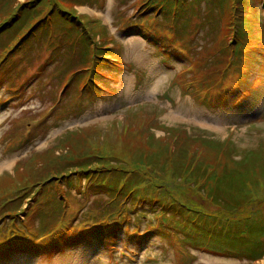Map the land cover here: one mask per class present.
I'll use <instances>...</instances> for the list:
<instances>
[{
    "label": "rangeland",
    "instance_id": "374dc122",
    "mask_svg": "<svg viewBox=\"0 0 264 264\" xmlns=\"http://www.w3.org/2000/svg\"><path fill=\"white\" fill-rule=\"evenodd\" d=\"M76 1L84 3L75 6L83 20L98 19L100 22L97 21V24L106 26L107 39L110 36L113 40L114 37L115 47L111 43V56L115 60L107 61L105 67H101L100 75L89 76L87 71L74 75L73 71H69L68 74L60 76L59 72L67 71L78 61H86L84 69H91L93 61H89L92 60L90 56L89 59H81L83 50H79L76 44L69 46L72 43L70 41L63 43L68 47L58 48L54 52V48L47 47L46 44L42 46L36 42L31 47L26 44L24 49L11 55V62L7 63L6 69L13 73L0 77V199L14 195L19 190L27 191L22 205L26 210L17 215L19 221L14 218L7 219L22 241H17V247L14 246L9 251L0 250V264H187L190 260L191 264L257 263L245 255H237L227 250L225 253H212L192 248L190 241L183 239L185 233L179 230L183 228L184 220L177 219L176 215L170 216L174 227L166 226L168 232L170 230L167 236L164 234L167 230L137 235L136 229L144 232L149 219L152 220L156 208L159 207H148L147 202L138 207L131 220L123 221L121 226L109 229L107 226L100 227L104 229H99L103 232L101 237L98 230L90 231L91 228H87L82 220L79 221L77 229L73 230V237L64 235L48 243L46 247L40 245L44 234L40 213L47 210V200H50L49 196H41V193L48 188L41 191L40 184H36L31 190L29 187L32 181L49 172L46 166L47 157L67 150V138L70 137L71 141L79 143L86 134L94 136V150L96 142L102 145L108 143L104 131L114 126V122L121 125L129 109H141V115L145 117L153 115L155 121L151 124V130L156 135H163L161 128L166 125L185 128L189 134L196 136L203 135L220 140L229 137L234 147L230 155H234L237 160L247 151L264 144V0H200L195 4L188 2V12L192 11L191 4L195 12L190 16V26L187 29L192 35L186 39V43L189 45L191 41L194 49L201 48L197 43H209L216 35L220 23L224 19L232 18L234 14L237 18V31L247 21L252 28L243 33L245 43L252 42V31V36L259 45L251 52L253 59L249 71L240 68L241 71H247V79L242 88L229 92L227 101L214 105L195 99L180 85L183 77L180 74L190 64L186 57L170 53L169 49L163 50L159 43L153 42L150 34H141L142 28L139 24L142 20H148L149 29L160 20L163 21L158 14L160 12L151 9L159 0H146L145 5H139L142 0H74ZM144 9L148 10L141 14ZM130 17L132 19L123 28H119V19ZM151 32L154 39L155 32ZM101 40L103 43L102 37L97 38L96 43L99 44ZM1 51L0 45V53ZM109 52L106 51V54ZM82 55H86V52ZM116 60L121 68L112 69L118 64ZM60 64L62 65L59 67ZM4 65L5 62L0 68L3 69ZM103 71L113 74V79L106 81ZM81 80L88 82L79 87ZM242 89L249 92L242 101L237 102L235 100ZM87 126L91 127V132L86 129ZM191 126L200 127L206 132H198L190 128ZM136 137V134L133 140H124L119 135L113 137L115 150L125 146H130L131 149L141 147L142 143ZM180 138L184 140V137ZM194 139L196 138L192 141ZM199 139L203 141V138ZM202 141H194L202 152L200 158L211 152ZM5 161L7 162L4 163ZM3 163L5 165L1 167ZM27 177L30 181L25 180ZM59 182L61 184L58 186L51 185V189L61 193L67 189L70 207L74 203L72 209L81 207L78 210L83 211L87 207L84 204L89 205L95 199L107 197L105 191L94 190H91L90 196L82 197L79 192L82 194L83 188L74 184L71 189L68 188L64 178ZM84 182L85 178L82 185H85ZM186 191L191 198H199L200 204L203 202L206 208H211L200 199L201 194L197 190L187 188ZM57 195L58 193L53 195L52 199ZM252 196L255 200L240 209L241 212L236 216L243 218L256 210H261L260 213L264 216V190ZM81 200L83 202L80 203ZM213 210L217 208L213 207ZM176 220L178 221L175 223ZM76 223L77 220L73 222ZM26 228L34 233L31 238L34 246L25 243L29 239L22 235H26ZM128 229L131 230L130 236ZM79 232L82 235L76 237ZM175 239H180L187 254L190 251L193 257L182 258L180 249L177 257ZM61 240L70 242L62 245ZM225 244L229 246L228 243ZM262 262L264 255L260 264Z\"/></svg>",
    "mask_w": 264,
    "mask_h": 264
},
{
    "label": "trees",
    "instance_id": "16d2710c",
    "mask_svg": "<svg viewBox=\"0 0 264 264\" xmlns=\"http://www.w3.org/2000/svg\"><path fill=\"white\" fill-rule=\"evenodd\" d=\"M198 1L200 0H159L151 9L160 12L158 14L163 21L160 20L149 29L148 20L144 19L139 27L143 29L144 35L150 34V37L154 36L151 32L154 31V42L160 41L162 48H171L173 52L182 54L190 61L187 69L180 74L183 75L180 85L195 99L214 105L227 101L229 92L242 88L253 59L251 52L259 45L252 36V31V42L245 43L243 33L252 28L247 21L237 31L235 14L220 23L216 35L209 43H197L201 46L199 50L194 49L191 41L188 45L186 39L192 32H188L187 27L190 26V16L195 12L192 4V11L188 12V2L195 4ZM145 2L146 0H142L139 5H145ZM77 4L84 3L74 0H0V66L5 62L3 69L0 68V77L13 73L6 69L7 63L11 62V55L24 49L26 44H30V47L36 42L42 46L46 44L47 47H53L54 52L67 46L63 44L67 41L72 42L69 46L76 44L79 50H83L81 59H89L90 56L92 60L89 61H93V65L91 69H84L86 61H78L67 71L59 72L60 76L68 74L69 71H73L74 75L85 71L89 76L100 75L101 67H105L108 56L112 54L113 45L115 47L114 38L112 40L109 36L107 39L106 26L97 24L98 19L83 20L76 12ZM147 10L144 9L141 14ZM131 18H120L119 28H123ZM99 37H102L103 43L101 40L97 44L96 39ZM106 51H110L109 54ZM76 52L79 53L78 50ZM85 52L86 55H82ZM48 62L49 60L46 61ZM240 68L247 71H241ZM85 82L88 81L81 80L79 87ZM248 92L247 89L240 90L241 94L235 101H242ZM142 112L141 109H129L121 125L114 122V126L104 131L109 142L104 145L96 142L95 150L92 146L94 136L86 134L79 143L71 141V137L67 138V150L47 157L46 166L49 172L36 178L29 187L31 190L33 186L40 184L41 191L48 188L41 193V196H49L50 200H47V210L40 213L44 230L40 245L46 247L48 243L64 235L73 237V230L77 229L79 221L82 220L87 228H91L90 231L98 230L101 237L103 232L99 230L100 227L107 226L109 229L121 226L123 221L131 220L138 207L147 202L148 207H159L156 208L152 220L149 219L144 232L136 229L137 235L142 236L155 230L164 232L167 225L174 227L170 216L176 215L177 219L184 220L183 228L177 230L185 233L183 239L190 241L192 248L212 253H225L227 250L237 255H245L252 262L257 261L254 264H260L264 255V216L260 213L261 210L251 211L250 215L243 218L236 215L241 212L240 209L255 200L252 194L264 190V144L247 151L237 160L234 155H230L234 147L229 137L220 140L203 135L196 136L189 134L185 128L166 125L161 128L164 134L156 135L151 130V124L155 121L153 115L145 117L141 115ZM90 128L86 127L89 132ZM190 128L206 132L197 126ZM117 134L124 140H133L136 134V140L142 146L131 149L124 145L125 147L116 151L113 137L118 136ZM181 136L184 137L183 141ZM194 137L196 139L192 141ZM196 140L204 142L211 152L200 158L202 152L198 150L194 142ZM62 178L70 189L73 184L83 188L84 192H79L82 197L90 196L91 190L105 191L107 197L95 199L89 205L84 204L87 207L83 211L78 210L81 207L72 209L74 203L70 207L67 189L63 193L51 189V185L61 184L59 180ZM83 178L85 185H82ZM25 180L30 181L28 177ZM187 188L197 190L201 194L200 199L211 208H206L203 202L200 204L199 198H191L187 194ZM26 191L19 190L14 195L0 199V220H3L0 222V249L17 247V241H22L7 219L16 220L15 216L25 202ZM56 193L57 197L52 199ZM213 207L217 210H213ZM75 220L77 223L73 224ZM69 228L71 229L68 230ZM128 232L130 236L131 230L128 229ZM33 234L31 229L26 235L22 234L24 238H29L25 242L29 246H34L31 239ZM164 234L167 236L170 230ZM79 235L82 233H77L76 237ZM175 241L177 257L178 249L182 258L193 257L190 251L187 254L180 239ZM65 242L60 241L62 245ZM191 263L190 260L187 264Z\"/></svg>",
    "mask_w": 264,
    "mask_h": 264
},
{
    "label": "bare ground",
    "instance_id": "6f19581e",
    "mask_svg": "<svg viewBox=\"0 0 264 264\" xmlns=\"http://www.w3.org/2000/svg\"><path fill=\"white\" fill-rule=\"evenodd\" d=\"M6 162H7V161H5L4 163H6ZM4 163L1 165V167L5 165Z\"/></svg>",
    "mask_w": 264,
    "mask_h": 264
}]
</instances>
